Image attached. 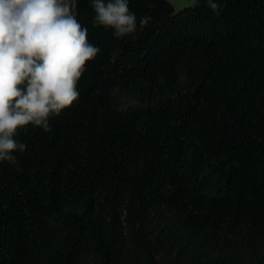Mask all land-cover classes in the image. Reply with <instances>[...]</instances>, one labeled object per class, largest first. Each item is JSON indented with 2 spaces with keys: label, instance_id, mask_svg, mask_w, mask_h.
I'll return each mask as SVG.
<instances>
[{
  "label": "trees",
  "instance_id": "16d2710c",
  "mask_svg": "<svg viewBox=\"0 0 264 264\" xmlns=\"http://www.w3.org/2000/svg\"><path fill=\"white\" fill-rule=\"evenodd\" d=\"M129 0L78 100L0 162V264H264V0ZM216 189L215 191H213Z\"/></svg>",
  "mask_w": 264,
  "mask_h": 264
},
{
  "label": "clouds",
  "instance_id": "9594fccd",
  "mask_svg": "<svg viewBox=\"0 0 264 264\" xmlns=\"http://www.w3.org/2000/svg\"><path fill=\"white\" fill-rule=\"evenodd\" d=\"M93 27L132 36L152 20L139 18L129 0H88ZM226 0H207L216 15ZM79 0H0V162L27 145L14 137L29 125L50 132L49 119L79 98L78 83L100 52L77 19Z\"/></svg>",
  "mask_w": 264,
  "mask_h": 264
},
{
  "label": "rangeland",
  "instance_id": "374dc122",
  "mask_svg": "<svg viewBox=\"0 0 264 264\" xmlns=\"http://www.w3.org/2000/svg\"><path fill=\"white\" fill-rule=\"evenodd\" d=\"M173 6L177 9L180 10L182 8L188 7V6H194L197 4V0H169ZM214 189L213 191H215Z\"/></svg>",
  "mask_w": 264,
  "mask_h": 264
}]
</instances>
